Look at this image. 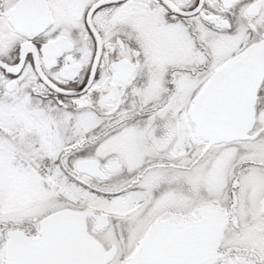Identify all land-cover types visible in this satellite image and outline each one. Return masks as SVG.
<instances>
[{
  "label": "snow or ice",
  "instance_id": "snow-or-ice-1",
  "mask_svg": "<svg viewBox=\"0 0 264 264\" xmlns=\"http://www.w3.org/2000/svg\"><path fill=\"white\" fill-rule=\"evenodd\" d=\"M0 264H264V0H0Z\"/></svg>",
  "mask_w": 264,
  "mask_h": 264
}]
</instances>
